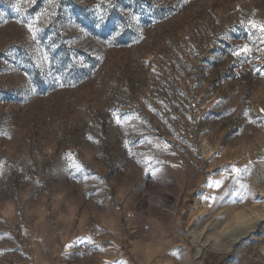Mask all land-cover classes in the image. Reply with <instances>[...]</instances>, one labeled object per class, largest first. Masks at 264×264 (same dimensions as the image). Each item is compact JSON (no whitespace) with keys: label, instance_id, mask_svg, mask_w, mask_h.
<instances>
[{"label":"rangeland","instance_id":"1","mask_svg":"<svg viewBox=\"0 0 264 264\" xmlns=\"http://www.w3.org/2000/svg\"><path fill=\"white\" fill-rule=\"evenodd\" d=\"M0 14V264H264V0ZM233 165L253 196L213 210L202 196L231 190Z\"/></svg>","mask_w":264,"mask_h":264},{"label":"snow or ice","instance_id":"2","mask_svg":"<svg viewBox=\"0 0 264 264\" xmlns=\"http://www.w3.org/2000/svg\"><path fill=\"white\" fill-rule=\"evenodd\" d=\"M29 2L34 3L35 0H29ZM17 12H19V9H17ZM2 15V14H0ZM99 20L100 22H103L104 20V16L103 14H101L99 16ZM19 23H24V21H18ZM252 28L254 29H258V31L262 34H264V24H256L255 22H250ZM29 32L32 33V38L33 40L37 39V31L38 29H36L34 27V24L32 21H28L27 24L25 25ZM123 27V26H121ZM120 35V32L117 31L114 35H113V39H115L117 36ZM141 39L143 38L142 36L140 37ZM261 39V43H264V35H262ZM108 43H110V41H107ZM138 42V41H136ZM252 51V49L248 46V45H244L243 47H241L238 51L233 52L232 54L234 56H238L241 53L247 54L250 53ZM45 59H47L45 57ZM255 72L259 74V76L261 78H264V69L261 68H256ZM51 74V73H49ZM54 83L59 87V88H64L65 84L58 78V77H54ZM74 86V85H73ZM28 92L30 94H38L37 88L34 87L31 83H29L28 86ZM233 111H235V109H233ZM260 113H264V108L260 109ZM115 115V114H114ZM244 116L248 117L249 113L248 111H245L243 113ZM257 119L259 120H264V117H258ZM257 119H252L249 118L248 119V123L249 124H257ZM121 122V118L119 116H116V123L120 124ZM89 140H92L93 138L91 136L88 137ZM169 146L167 144L164 145V148L167 149ZM219 153H217L218 155ZM173 167H175L176 165H172ZM249 171V168L247 166H245L244 169H240L236 166H232L231 170H230V175H232L233 178V185L231 186V190L225 189L224 194L220 195V196H209V195H204L202 196V200L207 202L208 207L212 208L213 210H215L214 206L215 205H220L221 207L224 206H228L230 208H242L243 205L246 204V202H249L250 197L253 196L252 192L249 191L248 187L246 184L242 183L240 181V175L241 173H247ZM0 173H2V169H0ZM234 174V175H233ZM223 185V181H214L212 185H209L210 187L215 186L217 189L221 188V186ZM252 202L256 203V204H264V200L261 199H253ZM236 217L239 218L242 215H245L246 218H250L248 217L243 211H237L235 213ZM218 221H222L224 219H227V214L220 216L217 218ZM264 220V219H261ZM96 247H99V245H96ZM101 251H103V249H100ZM173 256H177L179 255V250L173 251L171 253ZM122 264H126V262H122Z\"/></svg>","mask_w":264,"mask_h":264},{"label":"clouds","instance_id":"3","mask_svg":"<svg viewBox=\"0 0 264 264\" xmlns=\"http://www.w3.org/2000/svg\"><path fill=\"white\" fill-rule=\"evenodd\" d=\"M257 95L259 96L260 93H257ZM0 211H4L6 214L10 213L12 211V205L10 203L6 204L3 208H0Z\"/></svg>","mask_w":264,"mask_h":264}]
</instances>
